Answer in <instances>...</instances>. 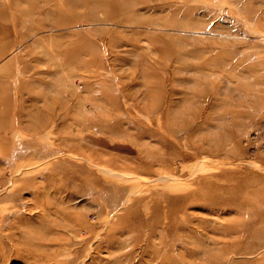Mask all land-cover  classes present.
<instances>
[{
	"label": "rangeland",
	"instance_id": "rangeland-1",
	"mask_svg": "<svg viewBox=\"0 0 264 264\" xmlns=\"http://www.w3.org/2000/svg\"><path fill=\"white\" fill-rule=\"evenodd\" d=\"M1 88L0 264H264V0H0Z\"/></svg>",
	"mask_w": 264,
	"mask_h": 264
},
{
	"label": "bare ground",
	"instance_id": "bare-ground-1",
	"mask_svg": "<svg viewBox=\"0 0 264 264\" xmlns=\"http://www.w3.org/2000/svg\"><path fill=\"white\" fill-rule=\"evenodd\" d=\"M241 56V55H240ZM258 56V55H257ZM255 60V59H254ZM248 62H249V60H248ZM263 62V61H262ZM261 62V63H262ZM250 63V62H249ZM261 63H260V65H261ZM247 64V63H246ZM262 66V65H261ZM262 68V67H261ZM256 74V73H255ZM254 74V75H255ZM259 75V74H258ZM261 77V76H260ZM253 85V84H252ZM242 89V88H241ZM245 91V90H244ZM5 90L3 89L2 90V88L0 89V122L2 123V121H3V119H5V117H6V114L8 113V112H10L9 111V109H10V105L8 104L9 102H8V96L5 94ZM15 111V110H14ZM19 112V111H18ZM6 120V119H5ZM42 124H41V127L39 128L40 130H44L45 128H47V126H48V120L47 119H45V120H43L42 122H41Z\"/></svg>",
	"mask_w": 264,
	"mask_h": 264
}]
</instances>
